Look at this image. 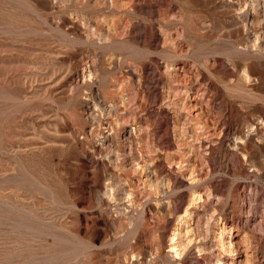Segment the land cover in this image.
<instances>
[{
	"label": "rangeland",
	"instance_id": "obj_1",
	"mask_svg": "<svg viewBox=\"0 0 264 264\" xmlns=\"http://www.w3.org/2000/svg\"><path fill=\"white\" fill-rule=\"evenodd\" d=\"M0 264H264V0H0Z\"/></svg>",
	"mask_w": 264,
	"mask_h": 264
},
{
	"label": "bare ground",
	"instance_id": "obj_2",
	"mask_svg": "<svg viewBox=\"0 0 264 264\" xmlns=\"http://www.w3.org/2000/svg\"><path fill=\"white\" fill-rule=\"evenodd\" d=\"M247 215H248V214H247ZM174 246H175V245H174ZM174 246H173V247H174ZM175 247H176V246H175ZM174 249H175V248H174ZM175 254L178 255L176 251H175Z\"/></svg>",
	"mask_w": 264,
	"mask_h": 264
}]
</instances>
